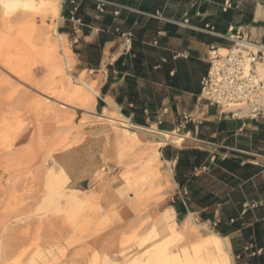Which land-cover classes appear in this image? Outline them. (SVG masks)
<instances>
[{
    "label": "rangeland",
    "instance_id": "obj_1",
    "mask_svg": "<svg viewBox=\"0 0 264 264\" xmlns=\"http://www.w3.org/2000/svg\"><path fill=\"white\" fill-rule=\"evenodd\" d=\"M64 3L54 21L45 18L51 25L45 34L34 25L14 34L18 14L33 13L41 23L40 13L0 4V264H157L184 244L197 243L200 225L213 228L175 211L178 228L190 226L189 233L168 236L156 226L174 204L173 168L160 153L164 144L152 158L143 154L144 144L114 140L96 121L98 96V105L87 109L73 95L78 79L97 90L98 80L80 69L59 31ZM56 32L64 40L68 70ZM145 136L160 139L152 132ZM126 180L144 187L130 198ZM86 189L97 192L92 201H84ZM91 204L100 210L91 212Z\"/></svg>",
    "mask_w": 264,
    "mask_h": 264
},
{
    "label": "crops",
    "instance_id": "obj_2",
    "mask_svg": "<svg viewBox=\"0 0 264 264\" xmlns=\"http://www.w3.org/2000/svg\"><path fill=\"white\" fill-rule=\"evenodd\" d=\"M74 1L59 31L98 80L101 107L106 98L132 123L181 136L160 149L173 168L170 207L212 226L235 264H264V121L225 117L199 99L209 54L230 47V35L264 45V0Z\"/></svg>",
    "mask_w": 264,
    "mask_h": 264
},
{
    "label": "bare ground",
    "instance_id": "obj_3",
    "mask_svg": "<svg viewBox=\"0 0 264 264\" xmlns=\"http://www.w3.org/2000/svg\"><path fill=\"white\" fill-rule=\"evenodd\" d=\"M1 6L5 9H15L16 7L23 9L33 10L36 13H40L41 23H38L35 20L34 14L28 15L20 13L15 18L18 22L16 27V31L14 34H24L29 31L27 28L29 25H34L36 30L40 33H46L45 30H49L51 25H45L44 21L45 18H50L54 21V18L57 17L59 14L61 0H0ZM35 13V14H36ZM15 17V16H14ZM49 20V19H48ZM47 20V21H48ZM9 22V21H8ZM4 23V22H3ZM10 24V23H9ZM15 24V23H14ZM6 25V24H5ZM12 25V24H11ZM53 25V24H52ZM55 25V24H54ZM11 26L8 27L7 30ZM5 28V27H4ZM14 28V27H13ZM11 30V29H10ZM4 30H0V37L4 33ZM51 31V30H50ZM48 32V31H47ZM12 33V31L10 32ZM13 34V33H12ZM57 40H58V47L61 50V57L64 65V69L68 70L70 66V60L68 58L66 49L64 47V40L60 33L56 32ZM229 37H233L232 35ZM1 43V41H0ZM228 53V48H220L216 51H211L212 57H210L212 61L211 73H213L219 66L223 65L225 58ZM211 56V55H210ZM219 56V57H217ZM243 68L245 71L250 70L252 67L248 62L243 64ZM255 72L257 73L258 77L264 79V64L258 63L255 64L254 67ZM66 73V72H65ZM69 74V73H68ZM70 75V74H69ZM8 80V79H7ZM65 80L68 83L72 84L70 77L65 74ZM9 81V80H8ZM81 85L73 84V95L81 98V101L87 109L93 108V105L96 101L95 96L101 97L102 95L99 93L94 86L88 85L82 79H78ZM106 104L103 105L101 108V112L97 115L98 119L97 122L101 123V129L104 133L110 135L111 138L114 140H122L128 144H144V151L143 154L148 155L149 157L156 158L158 155L157 147L161 144H165L166 140L171 138V142L179 143L181 136L176 135L175 132H168V131H161L158 130L155 126L152 127H145L142 125L132 123L127 117L123 116L114 103L111 100H107L105 98ZM63 106V105H62ZM88 112V110H87ZM103 122V123H102ZM146 132L156 133L160 136L159 140H151L145 136ZM163 140V141H162ZM157 170V169H156ZM158 172V170H157ZM167 178V175H161L158 181L162 182L164 179ZM125 185L129 190V197L132 198L138 192L142 190L144 187L141 182H136L132 180L124 181ZM88 192L87 195H84V201H92L97 194V192L85 190ZM91 212H98L100 208L95 205L91 204ZM174 209L172 207H168L167 211L161 214L158 217L157 225L159 228H162L165 235L168 236H175L181 237L184 233H189L191 230L187 227H180L178 228L179 222L174 219ZM200 230H196V235L198 238L197 243H187L181 247L179 253L174 254L172 257L168 258L167 256L163 257L162 261L157 264H233L231 254L229 253L228 243L224 237H222L217 231L215 230H207L203 225L199 226ZM180 229V230H178ZM188 229V230H187ZM152 247L148 245L144 249V253L149 251V248Z\"/></svg>",
    "mask_w": 264,
    "mask_h": 264
},
{
    "label": "built area",
    "instance_id": "obj_4",
    "mask_svg": "<svg viewBox=\"0 0 264 264\" xmlns=\"http://www.w3.org/2000/svg\"><path fill=\"white\" fill-rule=\"evenodd\" d=\"M70 1L75 4L74 0ZM103 5L104 2H100L98 9L102 10ZM229 5L225 1L224 6ZM76 10L77 6L74 5L70 11V21L79 23ZM232 36L229 37L232 45L228 47L223 65L213 73L210 59L209 70L201 80L199 99L214 106L225 117L264 121V79L259 78L253 68L255 64H264V45L250 40L241 31H236ZM246 62L252 67L248 71L243 68ZM188 119L189 116H183L178 126Z\"/></svg>",
    "mask_w": 264,
    "mask_h": 264
}]
</instances>
